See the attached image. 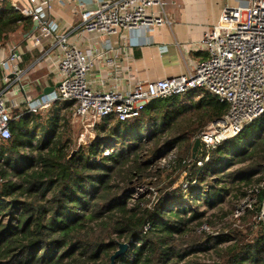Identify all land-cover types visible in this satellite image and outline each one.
<instances>
[{"label": "trees", "instance_id": "obj_1", "mask_svg": "<svg viewBox=\"0 0 264 264\" xmlns=\"http://www.w3.org/2000/svg\"><path fill=\"white\" fill-rule=\"evenodd\" d=\"M32 27L1 4L0 54ZM22 58L26 68L36 56ZM227 109L207 91L154 100L135 119L96 124L98 139L72 159L73 140L59 133L56 118L41 124V113L17 109L24 115L0 142V264H190L209 250L213 264H264V225L257 220L263 189L238 226L218 236L197 231L207 224L198 203L215 208L230 178L247 188L242 198L264 182V116L213 150L208 162L198 165L205 153L193 159L194 138ZM169 151L175 159L161 168L158 160ZM230 165L235 172L226 171ZM188 171L197 186L172 190ZM150 186V199L129 192ZM122 243L128 250L112 261Z\"/></svg>", "mask_w": 264, "mask_h": 264}, {"label": "built area", "instance_id": "obj_2", "mask_svg": "<svg viewBox=\"0 0 264 264\" xmlns=\"http://www.w3.org/2000/svg\"><path fill=\"white\" fill-rule=\"evenodd\" d=\"M62 1L27 0V8L14 7L32 20L33 28L35 25L29 35L31 44L37 47L44 40H52V45L50 50H46L26 68L20 67L24 53L19 51L16 44L11 46L8 56L0 55L3 80L0 90V142L11 138L14 120L24 115L22 112L14 117L13 112L23 106L29 113L39 114L55 104H72L73 116L83 127L93 129L106 118L112 117L121 122L135 119L154 100L207 91L221 103L227 104L228 109L222 118L211 123L194 138L202 143V155L205 153V157L198 161V165H203L210 160L213 150L237 138L264 116V0H247L242 5L225 6L219 22L205 32L202 40L208 58L193 71L170 79L141 81L128 92L120 90L119 84L110 91H96L92 87L89 76L94 70L96 57H90L72 44L70 33L61 32L50 18L54 5ZM5 2L0 0V5ZM95 4L94 9L80 12V24L73 31L110 39L123 31H153L170 24L164 10V0H95ZM153 8H160L161 14L156 16L152 13ZM55 50L59 51L60 58L54 74L60 86L49 96L35 101L33 99L37 96L31 93L42 85V79H30V73L37 70ZM123 53H127V47L121 49L111 46L100 55L118 83L119 60ZM174 159L171 157L163 167ZM262 189L264 182L258 189L251 191L253 196L251 194L240 202L234 212L237 219L251 208L256 202L257 193ZM257 220L264 225V198Z\"/></svg>", "mask_w": 264, "mask_h": 264}, {"label": "crops", "instance_id": "obj_3", "mask_svg": "<svg viewBox=\"0 0 264 264\" xmlns=\"http://www.w3.org/2000/svg\"><path fill=\"white\" fill-rule=\"evenodd\" d=\"M246 1L164 0L166 3L164 10L170 24H164L153 31L147 29L123 31L110 39L97 34L83 35L79 31H73L80 24V12L83 9H94L95 0L57 2L50 13V18L61 32L70 33L69 40L72 44L80 47L90 57H96L94 70L89 76V81L96 91H110L119 84L120 90L128 92L141 81L170 79L193 71L208 58L202 40L205 32L219 22L223 8L227 5H242ZM5 3L21 9L28 7L27 0H6ZM152 13L158 16L161 14V9L153 8ZM27 34L23 36L24 38L17 39L16 46L21 53H27L32 58L36 56L35 62L46 50H50L52 40H44L42 45L34 47ZM13 45H15L14 41L8 51L4 50L0 55L8 56ZM111 46L121 49L127 47V53L121 54L119 60V83L114 80L111 68L100 56ZM59 58V51L55 50L37 70L30 73V79H42V85L31 93L32 96L40 95L46 87L56 86L58 79L54 73ZM0 84H3L2 78Z\"/></svg>", "mask_w": 264, "mask_h": 264}, {"label": "rangeland", "instance_id": "obj_4", "mask_svg": "<svg viewBox=\"0 0 264 264\" xmlns=\"http://www.w3.org/2000/svg\"><path fill=\"white\" fill-rule=\"evenodd\" d=\"M7 6H11V4L7 3ZM184 97H185L184 95H181L180 100H183ZM72 109H73L72 104H64L60 108L58 107L57 110L54 107L53 109L50 108L40 114L41 118L39 119V122H42L41 124H44L45 121L52 119V118H56V120L58 121L56 126L58 127L59 133L63 132L67 135V137L73 140V143H74L73 151H75L77 155V152H78L77 150L79 146L86 145V144H89V142L91 141L97 140L98 135L95 132V128L87 129L83 127L82 123L78 121L76 117L73 116ZM17 113L18 111L15 110L13 112V116L15 117L16 115H19V113L18 114ZM251 132L252 131H250L249 133ZM41 135L42 134H40L38 137H41ZM163 157H161L158 160V163L160 164L161 168H164L163 166L166 165L167 161H169L171 157L172 159H174V151H169ZM237 167L238 166H234V165L227 166L226 171L235 172ZM258 176L259 175L255 177L258 178ZM235 177L236 176H233L232 178L229 179L228 181L229 191L227 194L222 193V201L221 203L217 204L215 208H210L207 204L202 203V201H200V204L198 203L199 205L198 210L205 214L204 221L207 222V224H205L204 226H202L201 228L197 230L199 234H201V232H205V233L213 234L214 236H218V235H221L224 230H228L231 227H235L240 224L241 218L237 219L234 216V212H235V208L240 204L242 200H244V198H242L240 193L247 190V188L244 186L242 188V184H239L240 182H238V180L235 183L236 185L235 184L232 185L231 182L233 181ZM189 181H190L189 171L185 174L182 173L181 178L178 179L176 185L172 188V190H175L176 188L178 189L180 187L185 188V187L197 186L195 181L190 186ZM142 189L143 190L134 189V191H129V192L131 195L132 193H135V196L139 198L150 199L151 197L150 190H152L153 187L151 186L143 187ZM158 199L159 198L157 197V195L154 194V196L152 197V201L157 202ZM234 220H238V221L234 222ZM196 226H197V223H192L191 225V227L193 228H195ZM124 244L129 245V243H124ZM212 253L213 251L211 250H209V252H201L197 255H194L188 258V261L190 262V264H213V262L217 261V256H215Z\"/></svg>", "mask_w": 264, "mask_h": 264}, {"label": "water", "instance_id": "obj_5", "mask_svg": "<svg viewBox=\"0 0 264 264\" xmlns=\"http://www.w3.org/2000/svg\"><path fill=\"white\" fill-rule=\"evenodd\" d=\"M34 28H35V25H34ZM34 28H33V29H34ZM29 35H30V33L27 34V37H28ZM14 42H15V44H16V41H14ZM59 86H60V84L57 83L56 86H54V87H46V88L43 90V92H42L40 95H38L36 98H34L33 100L36 101V100H40V99H42V98H44V97H46V96H49V95L52 94V93H53V92H54ZM22 92L24 93V91H22ZM192 152H193V155H192V156H193V159H194V160H197V159L202 155V143H201V141H200L199 139H197V140L195 141ZM75 155H76V152L73 151L72 154L70 155V158L72 159ZM128 248H129V245H128V244H124V243L120 244V248H119V250H118V251L112 256L111 260L114 261V260H115L116 258H118L119 256L125 254L126 251L128 250Z\"/></svg>", "mask_w": 264, "mask_h": 264}]
</instances>
